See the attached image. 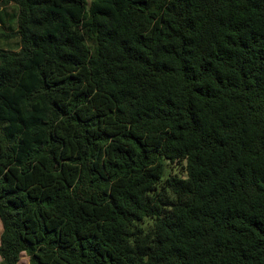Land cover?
Listing matches in <instances>:
<instances>
[{"label": "trees", "instance_id": "1", "mask_svg": "<svg viewBox=\"0 0 264 264\" xmlns=\"http://www.w3.org/2000/svg\"><path fill=\"white\" fill-rule=\"evenodd\" d=\"M4 3L0 264H264V0Z\"/></svg>", "mask_w": 264, "mask_h": 264}, {"label": "rangeland", "instance_id": "2", "mask_svg": "<svg viewBox=\"0 0 264 264\" xmlns=\"http://www.w3.org/2000/svg\"><path fill=\"white\" fill-rule=\"evenodd\" d=\"M17 7L14 4H5L4 0H0V13H2V18L4 21L0 20V32L5 31L9 34H12L13 31L16 29V15H17ZM18 40L15 38L14 35H11L9 37H5V39L2 40L1 44L7 46L12 45L15 46L17 44ZM83 90H85L90 98H91V105L89 106L90 109H94L99 107L101 104L104 103L103 99L93 90L91 87H88L85 85L83 87ZM69 153V147L67 144H64L60 148V158L64 164V172L67 174L73 173L75 170L73 167L69 166L66 163V156ZM44 160H40L35 165V170L32 173L25 174L23 176V179H19L17 173L18 170L14 168L9 169V182L11 180V183H9L10 186H16L20 187L23 190V194L29 195V194H38L41 197H44L47 195L54 186L57 184H60L64 182L62 179H57L55 181L49 182L46 177V173L43 170ZM3 227L2 222L0 220V237L2 233ZM1 260V255H0ZM19 264H30L29 256L26 253H22V256L20 258Z\"/></svg>", "mask_w": 264, "mask_h": 264}]
</instances>
